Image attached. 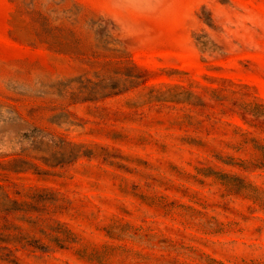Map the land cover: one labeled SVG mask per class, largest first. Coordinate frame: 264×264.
<instances>
[{"label": "rangeland", "instance_id": "rangeland-1", "mask_svg": "<svg viewBox=\"0 0 264 264\" xmlns=\"http://www.w3.org/2000/svg\"><path fill=\"white\" fill-rule=\"evenodd\" d=\"M0 264H264V0H0Z\"/></svg>", "mask_w": 264, "mask_h": 264}]
</instances>
